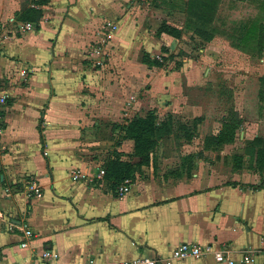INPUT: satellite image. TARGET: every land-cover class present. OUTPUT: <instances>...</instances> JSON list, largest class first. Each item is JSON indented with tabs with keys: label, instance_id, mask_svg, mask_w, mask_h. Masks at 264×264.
<instances>
[{
	"label": "crops",
	"instance_id": "crops-1",
	"mask_svg": "<svg viewBox=\"0 0 264 264\" xmlns=\"http://www.w3.org/2000/svg\"><path fill=\"white\" fill-rule=\"evenodd\" d=\"M23 5L0 0V264H116L167 257L181 242L225 248L236 264H264V168H257L264 144H252L264 139V44L214 34L196 59L184 60L185 70L180 62L162 73L178 38L156 35L159 24L149 28L132 0H30L42 12L30 30L18 20ZM174 21L164 22L182 30ZM141 33L152 40L139 43V64L129 68L125 45ZM162 57L161 65L146 63ZM204 68L222 71V79L194 81ZM205 83L211 92L220 84L223 94L197 101L183 92ZM226 99L241 119L234 140L185 178L157 177L150 160L119 195L123 182L113 188L95 176L115 156L139 160L123 129L130 120L148 112L158 121L200 118L205 132L216 134L214 104ZM230 151L241 152V161H230ZM77 169L92 179L74 180ZM29 180L39 184V196L27 195ZM245 250L253 262L241 263ZM171 264L220 263L208 255Z\"/></svg>",
	"mask_w": 264,
	"mask_h": 264
},
{
	"label": "rangeland",
	"instance_id": "rangeland-1",
	"mask_svg": "<svg viewBox=\"0 0 264 264\" xmlns=\"http://www.w3.org/2000/svg\"><path fill=\"white\" fill-rule=\"evenodd\" d=\"M22 1L24 4L22 10H24L29 5L30 0ZM204 4H208V6ZM132 6H136L141 11V14L146 17V25L152 30L161 22L167 20L173 22L174 19L182 26L181 37L178 40L171 39V44L175 45V48L168 51L169 56L165 58L170 61L161 68L162 73L174 70V66L177 67L179 62L183 66L184 60L187 58L196 59L199 55L198 49L205 44L199 34L204 35L207 30L214 31L215 35L226 36V41H233L234 43L237 42L234 37L243 33L249 21H257V23L263 21L264 25V3H262V0H132ZM174 9L177 13H174ZM263 25H261L260 29L264 31ZM133 39L126 43L125 50L128 52L127 56L130 57L127 59L128 67L135 69L137 64H139L136 61L139 43L143 41L144 46H148L152 36L141 33L139 38L136 36ZM239 45L241 44L239 43ZM247 60L252 62L255 61V58ZM214 64L218 65L216 61H214ZM183 70H185L184 66ZM187 70L192 69L188 67ZM205 70L204 68L198 72L195 71L193 74L194 81L202 82L208 79H222V77L218 76V72L222 73V71L212 69L207 74ZM241 70L243 71V69ZM180 73L181 82H184V72H181V69L180 71L178 70V74ZM256 78L258 79L257 76ZM183 90L184 93L197 101L202 99L206 93L216 97L219 94H223L220 84L219 88L214 87L212 89L213 92H211L210 86L206 83L201 86H185ZM3 98L4 100L6 99L5 96ZM214 105V109L219 111L218 119L221 123V130L223 122L235 119L230 114L233 105L229 99L219 103L216 101ZM223 112L226 113L222 114ZM164 119H167V116ZM201 121L202 119L200 118L173 119L171 131L157 141L155 148L150 153L152 161L150 165H152L151 168L157 177L174 181L183 179L197 167V162L200 160L207 163L212 161V158L216 159V151L222 149L224 144L221 146L215 143L207 145L205 142L206 138L215 134L206 133L207 128ZM239 153L241 152L230 151L227 156L230 161L240 162L242 156ZM137 173H141L140 169H137Z\"/></svg>",
	"mask_w": 264,
	"mask_h": 264
},
{
	"label": "trees",
	"instance_id": "trees-1",
	"mask_svg": "<svg viewBox=\"0 0 264 264\" xmlns=\"http://www.w3.org/2000/svg\"><path fill=\"white\" fill-rule=\"evenodd\" d=\"M42 1V0H39ZM264 3V0H262ZM207 5L208 4H204ZM41 10L34 6H27L24 10L19 13L18 20L30 22L32 25L37 26V22L41 17ZM263 22V21H262ZM261 21H249V23L244 28V36H240L236 39L239 43H252L256 44V47L262 49L264 44V31L260 29L263 25ZM258 24V25H257ZM264 26V25H263ZM195 32V30H194ZM156 35L161 33H167L175 38H180L182 35V30L174 27L166 22H161L156 30ZM199 34V33H197ZM203 41H210L214 36V31L210 30L202 35L199 34ZM167 50L165 47L163 48ZM164 57L153 58V60L147 59L146 63L149 65H161L163 64ZM180 65V62L178 63ZM177 65V66H178ZM263 82V83H262ZM259 94L264 97V80L262 79ZM234 120H228L223 122L222 128L218 134L213 136H208L205 140L206 144L215 143L221 146L226 143H231L234 140L235 131L241 123V119L238 117L237 113L230 112ZM173 125V119L167 116V119H162L158 121L156 116L152 112H148L144 117H138L136 119L130 120L126 125H124L125 137L133 140V155L138 157L139 160L136 163H131L129 161L120 160L118 156L107 161L104 165V178L112 182V187L115 188L121 184L125 179H132L136 169L140 168L141 165H148L150 162V153L155 148L156 143L159 139L164 137L171 131V126ZM264 144V139L254 138L252 144ZM257 155V168H264V149H260Z\"/></svg>",
	"mask_w": 264,
	"mask_h": 264
},
{
	"label": "built area",
	"instance_id": "built-area-1",
	"mask_svg": "<svg viewBox=\"0 0 264 264\" xmlns=\"http://www.w3.org/2000/svg\"><path fill=\"white\" fill-rule=\"evenodd\" d=\"M25 30H30L32 28L31 23H25L24 27ZM20 75L22 77L26 76V71L21 70ZM3 98V97H2ZM4 99V98H3ZM2 99V100H3ZM104 175V169L100 168L98 172L95 174L96 177L100 178ZM71 176L74 180H91L92 176L89 174H86L80 170H73L71 172ZM130 180L125 179L123 183L118 187L117 193L119 195H122L126 193L129 190ZM27 195L29 197L31 196H39L41 194V188L38 183L34 180H29L27 182L26 187ZM25 235L28 237L31 235L30 230L25 231ZM27 245L26 241H23L20 246L25 247ZM252 251L245 250V252L242 254L241 263H249L254 261L253 253ZM43 257L51 256V252L45 251L43 252ZM208 255H212L215 262L220 264H236V261L230 257V251L225 248H216L212 244H195V243H189V242H181L176 247H174L167 257L162 258H150L145 256H139L136 258H133L128 261H122L118 262L116 264H171L174 260H182L187 258H194L198 259L201 257H205ZM5 264H31L27 260L22 261H16L12 263H5ZM86 264H106V263H96L93 259H89Z\"/></svg>",
	"mask_w": 264,
	"mask_h": 264
}]
</instances>
